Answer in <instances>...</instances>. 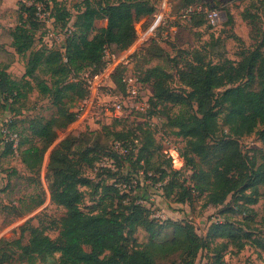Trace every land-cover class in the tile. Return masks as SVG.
Listing matches in <instances>:
<instances>
[{
	"label": "trees",
	"instance_id": "1",
	"mask_svg": "<svg viewBox=\"0 0 264 264\" xmlns=\"http://www.w3.org/2000/svg\"><path fill=\"white\" fill-rule=\"evenodd\" d=\"M109 1L105 6L96 4L94 0L86 2L84 10L79 11L69 28L68 19L71 14L63 6H55L56 23L62 22V28L68 29L69 33L62 51L34 49L36 34L31 22L33 19L37 21L38 10L40 4L44 5V0H35L30 5L24 1L21 3V15L27 17V20L20 30L13 32L12 46L20 57L26 58L30 55V61L22 81L13 80L5 70H0V99L14 104L26 99L29 93L37 89L42 96L52 97L54 105L58 107V117L36 126L31 125L32 135L40 140L41 146L32 144L22 151L23 143L19 139L18 150L22 151V162L31 172L40 171L45 154L58 139V130L69 129L76 123L77 107L88 96L84 75L90 71L96 74L104 69L103 59L107 50L115 55L129 51L138 40L137 25L145 16L155 15L163 2ZM168 5L171 11L170 1ZM191 5L197 4L189 3L181 10ZM252 15L246 10L243 19H254ZM100 19L105 20L107 25L96 30V22ZM196 19L207 21V16L204 13L196 14L189 23ZM152 43L158 44L154 40L150 41L138 58L147 53ZM111 46H115L117 50H112ZM186 57V68L180 72V78L188 90H182L181 93L172 91L167 86V76L162 74L159 67L152 70L147 79H140L147 85V81H153L152 101L179 104L193 111L186 117L173 118L172 123L179 129L178 135L187 140L189 152L200 157L203 162H208L211 168L198 172L194 161L186 159L181 153L185 160L184 169L192 171L189 178L182 176L184 169L174 170L170 160L166 168L162 163L158 164L154 174L159 175V181L162 182L169 178L168 183L163 186L166 198L178 188L182 191L180 202H185L192 193L208 192L209 205L217 208L224 205L230 195L242 192L246 188V182L253 185L264 184V157L255 169V163H250L249 156L245 155L239 143L242 137L256 134L264 146V56L257 50L237 64L205 62L197 56L194 57L193 53ZM41 66L51 73V84L35 76L36 70ZM126 72L127 68L119 66L112 75L114 84L121 91H124L123 76ZM257 72L262 80L260 89L251 91L244 81L248 79L251 82ZM72 74L77 75V86L81 94L74 109L70 110L71 104L64 101L67 89L60 90V87ZM31 80L35 82L34 85ZM226 87L229 88L218 94V91ZM120 122L104 123L99 130H111ZM14 123L11 120L9 129L20 138V134L12 130ZM139 138H129V135L119 132L114 139L112 157L119 156L120 159L119 166L115 159H108L113 163L110 170L118 172L120 167L125 182H130L136 173H140V169H145L143 175L148 180V149L143 144L140 147L135 144ZM210 140L215 142L214 146L210 145ZM73 142L70 134L59 143L51 153L48 167L51 201L66 210L60 224L59 238L53 240L41 228L33 230L26 246L16 243L24 258L32 263L38 259L48 262L59 254L58 264H157V253L160 250L164 254H178V260L171 264L196 263L199 253L208 248L191 224H176L174 238L166 242L160 241L168 222L154 219L151 210L136 198L126 202L127 194H121V189L115 183L105 184L104 187L108 191H114L119 198L116 208L118 210L110 215L85 213L81 208L84 194L80 188L87 186L90 180L82 175V160L75 161ZM117 143L126 151L125 155L116 150ZM8 145L13 148L12 143ZM96 161L92 165L99 162ZM127 164L129 167H126ZM111 171L107 172L114 174ZM187 183L190 185L186 186ZM137 184V188L143 186L142 182ZM138 228L143 229L150 237L146 249L140 246L130 249L126 245L127 236L133 235ZM220 229L215 228L216 231ZM127 230L129 232L126 235ZM223 231L221 238H231L226 230ZM8 244L14 245L0 242V264H9L14 259L13 254L3 248Z\"/></svg>",
	"mask_w": 264,
	"mask_h": 264
},
{
	"label": "rangeland",
	"instance_id": "2",
	"mask_svg": "<svg viewBox=\"0 0 264 264\" xmlns=\"http://www.w3.org/2000/svg\"><path fill=\"white\" fill-rule=\"evenodd\" d=\"M23 1L30 5L35 0H0V70H5L15 81L23 80L30 61V55L26 58L20 57L12 46L13 32L20 30L27 20V17L21 15ZM88 1L92 0H44V5L40 4L37 21L33 19L31 22L36 34L34 49L62 51L69 33L68 29L62 28V22L56 23L55 6L61 5L71 14L68 19L69 28ZM169 1L173 16L168 21V28L172 27L167 28L168 36L160 44L152 43L145 55L132 58L134 60L130 65V72L141 79H147L152 70L159 67L162 74L167 76V86L172 91L181 93L182 90H188L180 78V72L186 68L184 62L187 54L193 53L194 57L197 56L205 62L236 64L257 50L264 56V0H166ZM94 2L105 6L108 0ZM189 3L217 11L220 14L219 23L211 26L205 19H196L192 23L178 20L175 15ZM159 8L155 15L145 19V23L141 21L137 25L140 38L138 37L136 44L141 40L144 31L149 30L155 23L156 16L163 12L162 6ZM246 10L253 14L254 19H243ZM167 11L170 13L169 8ZM106 25L107 22L100 19L95 28L99 30ZM149 43L145 42V46ZM136 44L123 55L135 52L139 47ZM111 49L117 50L115 46H111ZM35 76L48 84L53 81L51 73L44 66L36 70ZM76 76L72 74L60 87V90L67 89L64 101L68 105L71 104L70 110L74 109L81 94ZM31 82L34 85L35 82ZM261 82L258 72L251 82L248 79L244 81L251 91H258ZM147 83L148 114L128 107L127 119L115 124L111 130H97L98 133H89L88 128L82 125H74L66 130L59 129L57 141L45 154L40 171L35 172L27 170L22 162L24 149L32 144L41 146L40 140L32 135L31 125L36 126L58 117V107L54 105L52 97L42 96L37 89L29 93L26 99L14 104L0 99V242L14 244L3 247L13 254L14 259L9 264L59 263V254L48 262L39 259L34 263L29 262L23 257L16 243L20 242L22 246H26L32 231L37 228L43 229L53 240L59 238L60 224L66 210L51 201L48 167L51 153L70 134L74 140L72 152L76 155L75 161L82 160L80 170L82 175L90 180L87 186L80 188L84 194L81 208L85 213L110 215L117 211L119 198L114 191H108L104 187L105 184L115 183L121 189V194H127L126 202L136 198L151 210L154 219L168 222L160 241L166 242L174 238L176 224H191L194 227L208 248L199 253L195 264H264V184L253 185L246 182V188L242 192L230 195L225 204L217 208L209 205L208 192L192 193L185 202H180L182 191L178 188L166 198L163 186L168 183L169 178L162 182L159 181L160 176L154 174L158 164L162 163L165 168L168 165L169 159L165 151L170 148L179 149L186 159L194 161L198 172L208 171L211 166L189 152L187 140L178 135L179 129L172 123L173 118L186 117L193 111L179 104L152 101L153 81ZM229 87L221 89L218 94ZM148 117L155 125L154 128L147 122ZM5 120L15 122L12 130L21 136L19 139L23 143L22 151L13 150L5 140L1 132V125L5 124ZM220 121L222 125L221 118ZM119 132L129 135V138L140 137L135 144H139V147L143 144L148 149V180L143 175L145 169H140V173H136L130 182H125L120 167L118 172L110 170L112 162L108 161L109 158L115 159L119 166V156L112 157L114 139ZM227 132L228 130L225 131ZM165 140L167 144H164ZM239 143L245 155L249 156L250 163H255L256 169L264 157V146L259 137L256 134L245 136L239 139ZM214 144L215 142L210 140V145ZM94 160L99 162L92 165ZM126 167H129V164ZM191 175L192 171L189 169L182 171L184 178ZM137 182H142L145 186L137 188ZM189 185L190 183L186 184ZM216 227L221 229L216 231ZM223 230H226L231 238H221ZM128 232L129 230L126 235ZM149 239V235L138 228L133 235L127 236L126 245L130 249L136 246L146 249ZM177 260V253L164 254L160 253V250L157 253V264H171Z\"/></svg>",
	"mask_w": 264,
	"mask_h": 264
},
{
	"label": "built area",
	"instance_id": "3",
	"mask_svg": "<svg viewBox=\"0 0 264 264\" xmlns=\"http://www.w3.org/2000/svg\"><path fill=\"white\" fill-rule=\"evenodd\" d=\"M167 3L166 0H163V3L160 5L163 12L161 15L156 16L155 23L149 27V34L144 39L145 41L141 43L142 46H145V42L149 43L152 40L160 44L168 36V21L172 16L171 11L170 13L167 11L169 8V5L167 7ZM200 13H204L207 16V21L211 26H215L220 21V14L217 11H210L199 5H191L181 10L177 19L183 22H190L193 16ZM138 37L140 38L139 32ZM141 45H138L139 47L133 52L135 55L133 53L115 55L110 50H107L103 59L105 63L104 69L96 74L90 71L84 75L83 81L88 96L77 107V121L74 125H82L88 128L87 130L89 131H97L104 123H108L107 121H123L127 119L128 114L126 109L128 107L148 114L149 105L146 100L148 85L144 84L140 77L130 72V65L134 60L132 58L135 56L139 57L144 49ZM119 66L127 68V72L123 76L124 91L119 90L112 80V75ZM147 122L153 128L155 127L149 117ZM10 123L11 120H5V124L1 125V132L5 140L13 144V149L18 151L19 136L10 131ZM164 144H167L166 140ZM115 148L121 154H126V151L122 150L120 144L117 143ZM165 154L171 161L174 170L182 171L184 169L185 160L179 149L170 148L165 151Z\"/></svg>",
	"mask_w": 264,
	"mask_h": 264
},
{
	"label": "bare ground",
	"instance_id": "4",
	"mask_svg": "<svg viewBox=\"0 0 264 264\" xmlns=\"http://www.w3.org/2000/svg\"><path fill=\"white\" fill-rule=\"evenodd\" d=\"M148 34H149V31H145L142 35L141 40L136 45H139L148 36Z\"/></svg>",
	"mask_w": 264,
	"mask_h": 264
},
{
	"label": "crops",
	"instance_id": "5",
	"mask_svg": "<svg viewBox=\"0 0 264 264\" xmlns=\"http://www.w3.org/2000/svg\"><path fill=\"white\" fill-rule=\"evenodd\" d=\"M150 17H151V16H145L141 21L145 23V21H146L145 19H149ZM148 29H149V28H148ZM147 31H149V30H147Z\"/></svg>",
	"mask_w": 264,
	"mask_h": 264
}]
</instances>
